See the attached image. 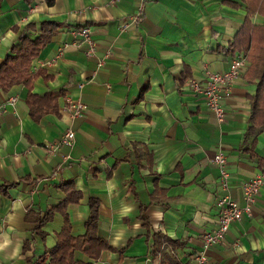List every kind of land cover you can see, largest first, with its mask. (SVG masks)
I'll use <instances>...</instances> for the list:
<instances>
[{
	"label": "crops",
	"instance_id": "obj_1",
	"mask_svg": "<svg viewBox=\"0 0 264 264\" xmlns=\"http://www.w3.org/2000/svg\"><path fill=\"white\" fill-rule=\"evenodd\" d=\"M247 12L244 0H0V64L26 24L35 37L41 23H56L32 56L30 79L0 86V104L16 98L0 114V186L15 182L0 190V264L48 262L63 227L86 232L94 199L97 233L110 247L96 258L75 248V261L192 264L202 233L217 227L221 193L248 210L205 250L209 264H264V184L249 205L242 194L264 163V129L248 133L258 80L249 51L230 48ZM241 52L246 64L220 86L218 121L188 80L227 69ZM68 99L83 103L77 116ZM67 128L72 141L50 149ZM218 150L225 186L212 161ZM157 236L171 243L163 253Z\"/></svg>",
	"mask_w": 264,
	"mask_h": 264
},
{
	"label": "trees",
	"instance_id": "obj_2",
	"mask_svg": "<svg viewBox=\"0 0 264 264\" xmlns=\"http://www.w3.org/2000/svg\"><path fill=\"white\" fill-rule=\"evenodd\" d=\"M244 2L247 4L248 8L247 16L241 28L234 35L235 38L230 48L232 49L231 51L235 49H246L249 51V71H251L253 77L258 80L256 91L254 95L250 97L251 112L248 130V133L251 132L255 134L264 129V20L261 25H257L251 22L250 17L255 12L264 16V0H244ZM23 29L24 30L19 35L18 41L21 46L17 47V49L16 45L11 46V51L14 53L6 54L3 58V62L0 64V86H3V88L19 80L27 82L30 79L31 76L27 72V69L31 63L32 56L46 44V41L50 37L49 34L56 30V23L51 21L41 23V33L35 37H30L31 31L35 30V24L28 23ZM33 111L31 106V112ZM261 165H264V163ZM14 184L15 182H7L0 186V190L6 191L7 187ZM68 186L69 187H66V189L74 195V200H76L79 197V193L73 186ZM67 199L71 198L67 196ZM97 210L98 201L95 199L91 200L89 217L85 222L86 232L81 236L73 237L66 225L59 233V238L55 243L56 245L49 250V261L46 262L45 259H42L36 264H85L84 262H77L72 258V252L75 248L85 249L93 258H96L103 248H109L110 246L106 241L97 233ZM48 218L47 212L38 216L37 226H40ZM158 240L159 236H157L156 241L158 245L162 243L159 247V252L161 253L163 249L168 248L170 241H168V239H162V242H159Z\"/></svg>",
	"mask_w": 264,
	"mask_h": 264
},
{
	"label": "built area",
	"instance_id": "obj_3",
	"mask_svg": "<svg viewBox=\"0 0 264 264\" xmlns=\"http://www.w3.org/2000/svg\"><path fill=\"white\" fill-rule=\"evenodd\" d=\"M137 18L138 15H133L131 21L136 20ZM78 32L84 37L86 42L90 43L91 47L89 51H92L93 42L90 41L91 28L82 26ZM246 61L247 54L245 52H241L234 55L227 69L220 72H209L202 81L195 78L188 80L190 88H192L196 94L203 96L205 104L214 110L218 121H221L225 115V110H223L221 104L220 86L221 84L228 85L231 80L240 73L241 68L244 64H246ZM15 99V97H9L5 103H1L0 114L4 111L5 105L8 102L10 104H15ZM68 100L72 114L77 116L80 113L81 108L84 106L83 103L78 99ZM73 136V129L67 128V130L57 141L49 143V148L55 150L64 143H70L73 139ZM212 161L219 169V181L223 186H225L227 180L230 177L229 171L226 167L227 158L225 153L221 152L220 150L216 151L212 157ZM263 184L264 165L259 173L252 176V178L244 180L242 184V194L244 195L248 205L256 199V194ZM218 196L217 207L219 212L216 221L217 227L202 233L203 249L195 253L192 258V264H209L208 255L206 254L205 250L212 244L221 242L225 232L230 226L229 224L233 221H238L241 218V214L243 212L242 209L248 210V206L241 207L239 203H237L236 200L228 193H221Z\"/></svg>",
	"mask_w": 264,
	"mask_h": 264
}]
</instances>
